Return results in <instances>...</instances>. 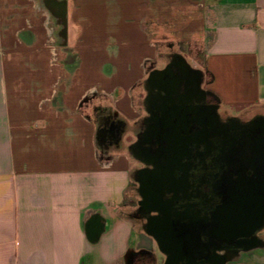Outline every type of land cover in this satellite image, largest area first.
Instances as JSON below:
<instances>
[{"label": "crops", "instance_id": "obj_1", "mask_svg": "<svg viewBox=\"0 0 264 264\" xmlns=\"http://www.w3.org/2000/svg\"><path fill=\"white\" fill-rule=\"evenodd\" d=\"M167 44L201 48L190 68L220 114L264 106V0H0V264L165 263L127 190ZM223 263L264 264V245Z\"/></svg>", "mask_w": 264, "mask_h": 264}, {"label": "flooded vegetation", "instance_id": "obj_2", "mask_svg": "<svg viewBox=\"0 0 264 264\" xmlns=\"http://www.w3.org/2000/svg\"><path fill=\"white\" fill-rule=\"evenodd\" d=\"M158 71L145 83L146 116L131 147L141 161L133 215L160 234L165 261L177 264L222 263L264 245V114H220L179 57ZM98 121L99 144L117 142L121 124ZM127 262L155 258L131 254Z\"/></svg>", "mask_w": 264, "mask_h": 264}, {"label": "rangeland", "instance_id": "obj_3", "mask_svg": "<svg viewBox=\"0 0 264 264\" xmlns=\"http://www.w3.org/2000/svg\"><path fill=\"white\" fill-rule=\"evenodd\" d=\"M162 51H165L164 54L162 53L161 55V61H159L155 67H157V70H162L163 68H165L166 63L169 60H172V58L179 57L181 59H183L185 61V63L187 65H189V67H202V53H201V48L198 45H184V44H179V45H175V44H167L163 46ZM199 78H201L200 75H198ZM208 81V77H206V82ZM205 87L207 86V84H204ZM224 110H227L230 114H234V116L240 117L242 119H247L249 117H247L246 115H240L239 113L242 112V109H236V108H224ZM258 111L256 112L257 114H264V106L260 107L257 109ZM254 115V114H251ZM126 143V141H125ZM133 166L138 167V165L136 163L132 162ZM133 178V177H132ZM127 197L129 199L128 203H130V205L132 207H134V210H131L130 214L135 217L133 214L137 209V204H138V200L139 197L137 196L136 192H135V184L133 182V179L129 185V188L127 190ZM260 238L264 239V230L262 231V233L259 234ZM143 237L145 240L144 241H148V243H146L145 246H143L144 248H151V250H156L157 248L155 247L156 245L154 244V241L147 237V236H141ZM145 242L142 244L144 245ZM149 244V246H148ZM147 250V249H145ZM148 251V250H147ZM161 261H162V257ZM163 262V261H162ZM160 264H163V263Z\"/></svg>", "mask_w": 264, "mask_h": 264}, {"label": "water", "instance_id": "obj_4", "mask_svg": "<svg viewBox=\"0 0 264 264\" xmlns=\"http://www.w3.org/2000/svg\"><path fill=\"white\" fill-rule=\"evenodd\" d=\"M182 61L184 62V64L186 65V67L189 69V71H193V72H196L195 70H192L190 67H189V65H187L186 63H185V61L182 59ZM155 73H160L159 71H153V72H151L150 74H149V76H148V80H150V79H152V76L155 74ZM200 78L198 77L197 78V85H196V87H199V85H200ZM145 233L148 235V236H150V237H152L153 238V240L156 242V244H157V247H158V249H159V251L162 253V254H164V255H167L169 252L165 249V247H164V244L162 243V241H161V236H160V234L159 233H157V232H153V231H150V230H145ZM164 264H177V261L175 260V259H173V258H171V257H167V259H166V261H165V263ZM217 264H224L223 262L222 263H217Z\"/></svg>", "mask_w": 264, "mask_h": 264}]
</instances>
